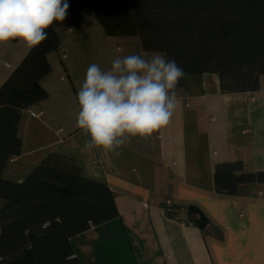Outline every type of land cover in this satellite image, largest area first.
Masks as SVG:
<instances>
[{
    "label": "crops",
    "instance_id": "1",
    "mask_svg": "<svg viewBox=\"0 0 264 264\" xmlns=\"http://www.w3.org/2000/svg\"><path fill=\"white\" fill-rule=\"evenodd\" d=\"M58 24L60 45L47 53L51 71L41 80L47 95L22 110V151L3 176L23 181L55 151L111 188L120 216L72 237L82 264H264V182L243 184L236 195L214 184L219 163L264 171V74L257 90L235 93L222 91L216 73L188 74L168 125L131 138L118 154L87 151L76 127L87 67L151 51L139 36L107 33L90 7ZM29 50L17 40L0 43V84ZM191 206L207 216L206 227L190 221Z\"/></svg>",
    "mask_w": 264,
    "mask_h": 264
},
{
    "label": "trees",
    "instance_id": "2",
    "mask_svg": "<svg viewBox=\"0 0 264 264\" xmlns=\"http://www.w3.org/2000/svg\"><path fill=\"white\" fill-rule=\"evenodd\" d=\"M69 17L90 7L107 33L139 36L147 51H163L188 74L216 73L223 92L254 91L264 74V0H68ZM58 23V22H56ZM32 48L0 84V264H82L72 237L120 216L111 188L87 177L74 158L49 153L23 181L3 176L21 154V112L46 97L41 80L51 71L47 53L60 38ZM264 182L241 161L216 165V191L238 194L241 185ZM201 228L207 216L191 206Z\"/></svg>",
    "mask_w": 264,
    "mask_h": 264
},
{
    "label": "clouds",
    "instance_id": "3",
    "mask_svg": "<svg viewBox=\"0 0 264 264\" xmlns=\"http://www.w3.org/2000/svg\"><path fill=\"white\" fill-rule=\"evenodd\" d=\"M68 0H0V43L17 40L29 49L58 31ZM185 72L163 51L117 56L111 66L87 67L77 90L76 127L87 137L83 150L117 153L131 138L150 137L170 123Z\"/></svg>",
    "mask_w": 264,
    "mask_h": 264
},
{
    "label": "built area",
    "instance_id": "4",
    "mask_svg": "<svg viewBox=\"0 0 264 264\" xmlns=\"http://www.w3.org/2000/svg\"><path fill=\"white\" fill-rule=\"evenodd\" d=\"M178 218H182L181 216H177Z\"/></svg>",
    "mask_w": 264,
    "mask_h": 264
}]
</instances>
